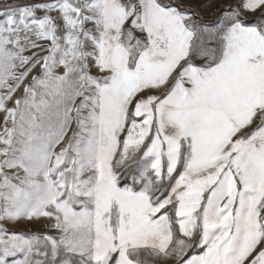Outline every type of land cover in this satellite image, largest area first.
<instances>
[{
  "label": "snow or ice",
  "instance_id": "obj_1",
  "mask_svg": "<svg viewBox=\"0 0 264 264\" xmlns=\"http://www.w3.org/2000/svg\"><path fill=\"white\" fill-rule=\"evenodd\" d=\"M0 264H264V0H0Z\"/></svg>",
  "mask_w": 264,
  "mask_h": 264
},
{
  "label": "rangeland",
  "instance_id": "obj_2",
  "mask_svg": "<svg viewBox=\"0 0 264 264\" xmlns=\"http://www.w3.org/2000/svg\"><path fill=\"white\" fill-rule=\"evenodd\" d=\"M41 227H42V225H40V224H29V223L25 222L24 224L19 226V230L27 232L30 228L35 230V229L41 228Z\"/></svg>",
  "mask_w": 264,
  "mask_h": 264
}]
</instances>
